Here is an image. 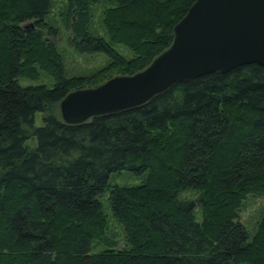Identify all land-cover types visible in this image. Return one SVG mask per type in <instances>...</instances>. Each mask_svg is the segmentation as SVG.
Masks as SVG:
<instances>
[{
    "label": "trees",
    "instance_id": "1",
    "mask_svg": "<svg viewBox=\"0 0 264 264\" xmlns=\"http://www.w3.org/2000/svg\"><path fill=\"white\" fill-rule=\"evenodd\" d=\"M195 1L68 0L71 45L110 59L69 77L48 40L57 36L46 22L51 0H0V264H264V211L253 235L240 216L250 195H264L263 66L178 83L83 124L61 116L69 93L149 67ZM100 3L108 40L91 33ZM40 70L52 87L21 84ZM123 171L143 181L111 187ZM107 192L125 234L119 249L107 238Z\"/></svg>",
    "mask_w": 264,
    "mask_h": 264
},
{
    "label": "water",
    "instance_id": "2",
    "mask_svg": "<svg viewBox=\"0 0 264 264\" xmlns=\"http://www.w3.org/2000/svg\"><path fill=\"white\" fill-rule=\"evenodd\" d=\"M264 67V0H196L174 28V41L152 64L69 93L60 103L66 124L140 107L178 83L246 65Z\"/></svg>",
    "mask_w": 264,
    "mask_h": 264
},
{
    "label": "rangeland",
    "instance_id": "3",
    "mask_svg": "<svg viewBox=\"0 0 264 264\" xmlns=\"http://www.w3.org/2000/svg\"><path fill=\"white\" fill-rule=\"evenodd\" d=\"M107 6L104 3L94 5L91 33L108 40V35L103 24V12ZM67 9L68 0H51V8L46 22L57 31V36H48V40L58 45L59 51L64 58L65 70L69 77H90L105 69L109 65L110 59L104 54L82 55L74 49L70 43L72 33L68 28ZM114 49L128 60L135 56L132 50L125 46L115 44ZM116 76L121 75H115L114 77ZM54 83V78L44 70H40L39 77L36 80H21V84L24 86L45 85L52 87ZM42 119V114L36 116L37 127L42 126ZM28 145L31 148L35 147L36 140H30ZM142 181L143 177H137L130 172L123 171L112 176L110 186H135ZM181 198L185 200H197L198 194L186 192L181 195ZM101 201L108 218L107 238L111 244H115L117 249L123 248L126 245L124 230L112 215L108 192L101 197ZM263 211L264 195H250L242 206L240 212L241 220L252 235L256 231ZM197 212L200 217L199 208ZM104 247L103 245H99L97 250H102Z\"/></svg>",
    "mask_w": 264,
    "mask_h": 264
}]
</instances>
